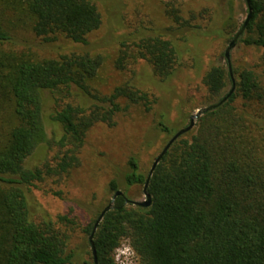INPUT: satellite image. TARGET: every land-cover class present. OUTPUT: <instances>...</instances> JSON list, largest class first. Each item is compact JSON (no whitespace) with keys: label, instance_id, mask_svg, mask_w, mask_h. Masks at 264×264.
Instances as JSON below:
<instances>
[{"label":"trees","instance_id":"trees-1","mask_svg":"<svg viewBox=\"0 0 264 264\" xmlns=\"http://www.w3.org/2000/svg\"><path fill=\"white\" fill-rule=\"evenodd\" d=\"M250 3L252 19L240 41L263 51L264 70V0ZM165 13L174 23L168 32L198 28L201 15L186 18L175 0L165 4ZM101 26L102 15L92 0H0V264H95L92 250L90 263L70 244L78 229L90 237L105 208L85 227L71 213L36 222L25 189L78 167L87 133L95 125L113 127L115 117L131 106L150 112L155 100L129 82L109 95L96 91L92 84L103 66L101 56L42 58L7 47L20 31H31L47 43L66 39L88 45ZM166 36L156 31L132 34L122 42L116 68L124 71L129 62L144 60L158 78L169 79L178 55ZM236 74V91L228 102L202 116L197 130L181 137L157 167L149 184L151 206L126 205L124 197L117 198L95 235L98 264H117L115 249L125 240L139 264H264V160L257 156L236 105L242 99L264 109V86L251 69ZM204 83L212 101L222 100L230 93L222 97L228 86L233 87L223 65L213 66ZM75 90L93 99V105L77 104ZM47 93L54 96L50 120L63 131L59 140L48 137ZM159 128L172 134L164 123ZM41 145L57 149V155L27 167ZM127 166L126 186L144 189L149 173L141 171L135 157ZM108 190L113 195L120 191L119 181L112 179Z\"/></svg>","mask_w":264,"mask_h":264},{"label":"rangeland","instance_id":"rangeland-1","mask_svg":"<svg viewBox=\"0 0 264 264\" xmlns=\"http://www.w3.org/2000/svg\"><path fill=\"white\" fill-rule=\"evenodd\" d=\"M92 1L102 15V26L90 35L88 45L75 44L66 39L47 43L31 31H20L14 44L7 49L33 52L42 58H58L73 53L101 56L103 66L92 84L96 91L109 95L116 87L129 82L147 92L155 104L150 112L143 106H131L115 117L113 127L103 123L95 125L87 133L79 153L78 167L64 176L48 178L37 187L26 188L29 209L36 222L57 220L59 216L71 213V217L85 227L113 199L114 195L108 190L112 179L119 181L121 190L129 199L145 201L143 187L130 189L124 182L129 159L135 157L141 171L149 173L170 139L189 125L191 116L220 100L210 99L205 77L216 65H223L229 71L225 52L249 15L245 0H175L186 18H190L192 13L201 17L195 22L197 29L168 32L167 29L174 27V23L165 13V4L174 0ZM154 31L166 34L176 47L178 58L173 75L165 81L158 78L152 66L144 60L129 62L124 71H119L116 62L123 49L122 42L132 34L139 37L153 35ZM262 56V50L246 46L239 40L231 52L234 79L237 80V72L251 69L264 86ZM231 89L232 85L228 86L222 97ZM74 98L77 104L87 108L94 103L93 99L84 97L78 90L74 91ZM122 105L125 107L127 104L122 101ZM236 105L249 126L246 134L254 144L257 156L264 160V109L259 104H249L242 99H238ZM53 109L54 96L47 93L45 125L48 137L59 140L63 131L50 120ZM199 120L191 132L197 130ZM160 123L167 125L172 134L163 133ZM57 153V149L50 150L47 145H41L29 158L27 167L41 166L47 160H53ZM88 240L78 229L70 249L91 263ZM127 246L130 243L125 240L122 247ZM133 253L127 258L121 256L119 262L116 260L117 264H139L138 256ZM81 263L79 261L78 264Z\"/></svg>","mask_w":264,"mask_h":264},{"label":"water","instance_id":"water-1","mask_svg":"<svg viewBox=\"0 0 264 264\" xmlns=\"http://www.w3.org/2000/svg\"><path fill=\"white\" fill-rule=\"evenodd\" d=\"M249 9V15L243 25V27L236 33V35L234 36L233 40L231 41L229 47L227 48L226 52H225V58L228 62V66H229V73L230 76L232 78L233 81V87L230 91V93L224 97L222 100L208 106L205 108L200 109L196 114L192 115L190 118V123L187 127L181 129L180 131H178L171 139L170 141L167 143V145L163 148L162 152L159 154V156L156 158L150 172L148 175V179L147 182L144 186V195L146 197V200L143 202H138V201H134L129 199L125 193L123 191H118L114 196L113 199L111 200V202L105 207V209L102 211L100 217L98 218L94 229L92 231V234L89 237V243L91 246V250H92V254L94 257V262L95 264H98V259H97V252H96V247H95V235L101 225V223L103 222L106 214L112 210L115 209V202L117 200L118 197H124L126 200V205H132L135 207H140V208H148L151 206L152 204V196L149 193V184L151 181L152 176L154 175L157 167L159 166V164L162 162V160L164 159V157L167 155V153L170 151V149L172 148V146L184 135L188 134L189 132H191L196 125V121L199 120L202 116L208 114L211 111H214L220 107H222L225 103L228 102V100L231 98V96L235 93L236 91V80L234 79L233 76V72H232V65H231V52L232 50L237 46L240 38L244 35L251 19H252V8H251V3L250 0H245Z\"/></svg>","mask_w":264,"mask_h":264},{"label":"clouds","instance_id":"clouds-1","mask_svg":"<svg viewBox=\"0 0 264 264\" xmlns=\"http://www.w3.org/2000/svg\"><path fill=\"white\" fill-rule=\"evenodd\" d=\"M115 252H116V260L118 262L120 261L121 256H124L127 258L129 254H134L133 249L130 246L115 249Z\"/></svg>","mask_w":264,"mask_h":264}]
</instances>
